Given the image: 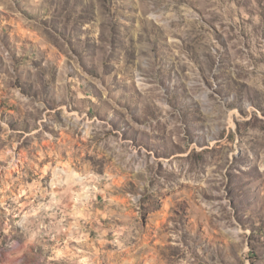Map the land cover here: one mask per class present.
<instances>
[{"label": "rangeland", "instance_id": "obj_1", "mask_svg": "<svg viewBox=\"0 0 264 264\" xmlns=\"http://www.w3.org/2000/svg\"><path fill=\"white\" fill-rule=\"evenodd\" d=\"M0 264H264V0H0Z\"/></svg>", "mask_w": 264, "mask_h": 264}]
</instances>
